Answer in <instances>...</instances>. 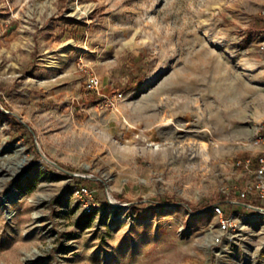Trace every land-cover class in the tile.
Listing matches in <instances>:
<instances>
[{
  "label": "rangeland",
  "instance_id": "374dc122",
  "mask_svg": "<svg viewBox=\"0 0 264 264\" xmlns=\"http://www.w3.org/2000/svg\"><path fill=\"white\" fill-rule=\"evenodd\" d=\"M263 42L264 0H0V264H264Z\"/></svg>",
  "mask_w": 264,
  "mask_h": 264
},
{
  "label": "built area",
  "instance_id": "2783aa9c",
  "mask_svg": "<svg viewBox=\"0 0 264 264\" xmlns=\"http://www.w3.org/2000/svg\"><path fill=\"white\" fill-rule=\"evenodd\" d=\"M261 50H264V42L260 46ZM99 86V80L96 76L90 75L87 78L86 81V87L90 90H96ZM264 139V136H261L258 134L257 142ZM244 168L248 169L250 167H254L252 171L253 180L249 186V189L240 193V197L244 200H247L243 206H252L251 204V195L256 198V201L264 202V152H261L254 160L246 159L243 160ZM239 164V162L237 163ZM77 193L85 198L91 197V191L88 190V188L84 186H80L77 190ZM215 211L218 212L220 216V229L226 230L229 227V220L228 219H222L221 216H223V213L220 211L219 207H215Z\"/></svg>",
  "mask_w": 264,
  "mask_h": 264
},
{
  "label": "bare ground",
  "instance_id": "6f19581e",
  "mask_svg": "<svg viewBox=\"0 0 264 264\" xmlns=\"http://www.w3.org/2000/svg\"><path fill=\"white\" fill-rule=\"evenodd\" d=\"M64 57V56H63ZM171 123V119H164L162 122H161V126L163 125H168V124H170ZM11 148H13L14 149V151H16V150H21V147L19 146V145H17V146H12ZM22 151V150H21ZM17 152V151H16ZM20 153V152H19ZM24 161V160H23Z\"/></svg>",
  "mask_w": 264,
  "mask_h": 264
},
{
  "label": "water",
  "instance_id": "95a60500",
  "mask_svg": "<svg viewBox=\"0 0 264 264\" xmlns=\"http://www.w3.org/2000/svg\"><path fill=\"white\" fill-rule=\"evenodd\" d=\"M52 165H54V166H56V164H54L53 162H50ZM56 167H58V166H56ZM59 168V167H58ZM69 175H72V176H76V175H74V174H71V173H69V172H67ZM11 193H14L15 191L13 190V189H11V191H10ZM4 198H6V196H4ZM4 200V199H3ZM114 207H116V208H118V209H121L122 208V206H114ZM6 214H7V212H6Z\"/></svg>",
  "mask_w": 264,
  "mask_h": 264
},
{
  "label": "trees",
  "instance_id": "16d2710c",
  "mask_svg": "<svg viewBox=\"0 0 264 264\" xmlns=\"http://www.w3.org/2000/svg\"><path fill=\"white\" fill-rule=\"evenodd\" d=\"M156 203H159V202H156ZM227 203H228L227 201L223 200L222 202H220L218 204H215V205H226ZM187 207L190 208V206H188V205H187ZM222 213H223V215H226V212L225 211H223Z\"/></svg>",
  "mask_w": 264,
  "mask_h": 264
}]
</instances>
